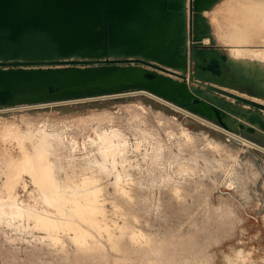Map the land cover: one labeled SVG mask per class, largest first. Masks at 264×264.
<instances>
[{
	"label": "rangeland",
	"instance_id": "374dc122",
	"mask_svg": "<svg viewBox=\"0 0 264 264\" xmlns=\"http://www.w3.org/2000/svg\"><path fill=\"white\" fill-rule=\"evenodd\" d=\"M238 1L202 11L197 47L225 56L216 84L264 103V0ZM173 107L135 93L0 108V264H264V149ZM73 197L94 199L91 220Z\"/></svg>",
	"mask_w": 264,
	"mask_h": 264
},
{
	"label": "water",
	"instance_id": "95a60500",
	"mask_svg": "<svg viewBox=\"0 0 264 264\" xmlns=\"http://www.w3.org/2000/svg\"><path fill=\"white\" fill-rule=\"evenodd\" d=\"M215 1L0 0V108L146 93L264 149L242 107L264 103L216 84L225 56L197 47Z\"/></svg>",
	"mask_w": 264,
	"mask_h": 264
},
{
	"label": "bare ground",
	"instance_id": "6f19581e",
	"mask_svg": "<svg viewBox=\"0 0 264 264\" xmlns=\"http://www.w3.org/2000/svg\"><path fill=\"white\" fill-rule=\"evenodd\" d=\"M236 4H237V8H245V7H249L248 5H251V6H254V7H255L256 5H259V4H256V3L252 2V1H250V0H244V1H240V0H239L238 2H236ZM251 6H250V7H251ZM100 138H101V136H100ZM38 145H39V144H38ZM38 145H37V146H38ZM49 146H50V147H49V149H47V150H48L49 153H50L51 145H49ZM40 148H41V144H40ZM35 149H36V148H35ZM36 150H37V149H36ZM36 150H35V152H36ZM39 150H40V149H39ZM39 150H38V152H39ZM44 151H45V150H44ZM41 153H42V150H41ZM41 153H39V155H41ZM37 155H38V153H37ZM39 155H38V156H39ZM42 155H44V154H42ZM42 155H41V157H43ZM39 157H40V156H39ZM41 157H40V158H41ZM28 160H29V159H28ZM40 160H41V159H40ZM48 161H49V160H48ZM48 161H47V162H48ZM28 162H30V161H26V163H28ZM39 162L41 163V161H39ZM47 162H46V163H47ZM42 163H43V162H42ZM46 163H45V164H46ZM29 164H31V163H29ZM29 164H27L28 167H29V166H32V165H29ZM45 164H43L44 167L46 166ZM52 164H53V163H52ZM52 164H50V165L48 164V167H49V166L52 167V166H53ZM20 165H21V164H20ZM36 165H37V164H36ZM36 165H35V167H36ZM40 165H41V164H40ZM27 166H26V168H28ZM37 167L40 168V166H37ZM41 167H42V166H41ZM30 168H31V167H29L28 169H30ZM39 168L36 169L37 172L35 171V173H34V175H35V174L37 175V176L35 175L37 180L34 179L35 176L33 175V172L31 173V174L33 175V181H34V180L38 181L39 179L42 178V179H43V180L41 179V180H42V183H44L45 185H49V184H51V183L53 182V180L56 179L55 177H54L55 179L52 177V176H54V174L52 175V173H47L48 176H50L49 174L52 175L51 177H52L53 180L50 179V180H51V181H50L49 179H47L48 176L46 175V170H48V169L45 168L46 170L43 171V169H42V170H41V169L39 170ZM53 168H54V167H53ZM18 169H19V168H18ZM31 169H32V168H31ZM34 169H35V168H34ZM51 169H52V168H51ZM51 169H50V170H51ZM52 170H53V169H52ZM31 171H32V170H31ZM31 171H30V172H31ZM33 171H34V170H33ZM44 172H45V173H44ZM48 172H51V171H48ZM38 178H39V179H38ZM41 180H40V181H41ZM40 181H38V182H39V184L42 185V183H40ZM56 181H57V180H56ZM56 181H54L55 184L57 183V184L55 185V189H57V191H58V190L60 191L61 189H60V187H59V185H58V182H56ZM34 182H35V181H34ZM38 182H36V183H38ZM49 182H50V183H49ZM87 183H90V182H87ZM39 184H37V185H39ZM41 185H39V186H41ZM51 185H52V187H53V183H52ZM56 186L59 187V189H58ZM42 187L44 188V186H42ZM46 187H47V189L44 188L45 191H43V192H46V190H48V187H49V190H50V191H52V189H54V188L50 187V185H49V186H46ZM41 189H42V188H41ZM55 189H54V190H55ZM42 190H43V189H42ZM50 191H49V192H50ZM55 191H56V190H55ZM55 191H52V192L55 193ZM59 191H58V192H59ZM61 191H62V190H61ZM49 192H48V193H49ZM52 192H51V193H52ZM58 192H56L57 194H54V196H51V197H52V200H55V199H53V197L55 198L56 195L59 194ZM46 193H47V192H46ZM93 193H94V192H93ZM93 193H92V194H93ZM43 194H44V193H43ZM61 194H63V191L61 192ZM61 194H59L60 197H61ZM46 195H47V194H46ZM50 195H52V194H49L48 197L46 196V197H45V200H46L47 198H48V199H51V197H49ZM59 195H58V196H59ZM62 196H66V195L63 194ZM67 197H68V196H67ZM67 197H66V198H67ZM57 198H59V197H57ZM61 198H64V197H61ZM73 198H74V197H73ZM73 198H72V199H73ZM90 198H92V197H90ZM48 199H47V200H48ZM59 199H60V198H59ZM69 199H70V197H69ZM69 199L67 198V200H69ZM75 199H76V198H74V200H72V201H76V202H78V203L72 202V203H75V204H72V206L70 207V209L72 210L73 215L76 214V213L78 212V210H79L78 213H81V212H82V214H79L80 216H81V215H83V216L85 215V218H86V219L83 217L85 221H86V220H91V217H92V215H93V214H92V213H93V210H95V209L93 208V206H91V204H92L91 202L94 203V199L92 198V200H91V199L89 200V199L87 198L88 202L90 201L89 203H91V204H89L90 206L88 205V202H87V201H86V202H87V205H83V204L81 203L80 200H79V201H80V203H79V201H77V200H75ZM52 200H51V201H52ZM61 200H63V199L55 200V201H56V202L58 201V203H60L59 201H61ZM64 200H65V202L67 201L66 199H64ZM64 200H63V201H64ZM49 201H50V200H49ZM55 201H54V202H55ZM70 201H71V199H70ZM61 202H62V201H61ZM82 202L85 203V201H82ZM63 203H64V202H62V204H63ZM66 203H68V201H67ZM62 204H60V205L63 206V207H66V206H64V205H66L65 203H64L63 205H62ZM68 204H69V203H68ZM54 205H55V206H56V205L59 206V204H56V203H54ZM70 205H71V203H70ZM92 205H93V204H92ZM9 206H10V207L13 206V207L15 208V210H14V208L12 207V208H13L12 211H13V212L15 211V215L18 214V213H21V211H22V210L20 211V210L18 209V207L15 205V203H11ZM58 206H57V208H60V206H59V207H58ZM77 206H78L79 208H77ZM0 207H1V206H0ZM10 207H9V208H10ZM74 207L77 208L78 210L75 209ZM95 207H96V206H95ZM19 208H21V207H19ZM96 208H97V207H96ZM1 209H2V208H1ZM70 209H69V210H70ZM73 209H74V211H73ZM3 210H4V209H3ZM7 210H8V209H6V212L9 211V210H8V211H7ZM61 210L63 211V208H62V209L60 208V211H61ZM75 210H77V212H76ZM12 211H11V209H10V211H9L8 213L12 214V213H13ZM65 211H66V210H65ZM80 211H81V212H80ZM2 212H4V211H2ZM6 212H5V213H6ZM11 212H12V213H11ZM63 212H64V211H63ZM68 212H69V211H68ZM70 212H71V211H70ZM94 212H95V211H94ZM64 214H65V212H64ZM99 214H100V213H99ZM0 215H2V214H0ZM5 215L7 216V213H6ZM8 215H9V214H8ZM13 215H14V213H13ZM31 215H33V214H31ZM36 215H37V214H36ZM68 215H69V214H68ZM79 215H77V216H79ZM39 216H40V215H39ZM75 216H76V215H75ZM95 216H96V215H95ZM42 217H44V216H42ZM81 217H82V216H81ZM69 218H70V216H69ZM74 219H75V218H74ZM37 220H38V219H37ZM44 220L46 221V219H44ZM82 220H83V219H82ZM8 221H9V220H8ZM8 221H7V222H8ZM49 221H50V222L52 221L51 218H50V220L47 219L46 222H44V221L42 220L43 223H42V224L40 223V224H41V227H42L43 224H46L47 226H48V224H49V225L51 226V224L53 225V224H56V223H57L56 221H55L56 223H53L54 221L50 223ZM67 223H69V222L67 221ZM67 223H66V224H67ZM76 223H77V222H76ZM76 223L70 221L69 226H75L74 224H76ZM87 223H88V222H87ZM89 224H90V223H89ZM46 225H45V226H46ZM67 225H68V224H67ZM60 226H61V225H60ZM41 227H39V228H41ZM55 227H56V226H55ZM55 227H54V225H53V227H50V229L55 228ZM34 228H35V227H34ZM36 228H37V227H36ZM45 228H46V227H45ZM46 229H49V227L46 228ZM61 229H62V228H61ZM45 231H46V230H45ZM49 233H50V232H49ZM80 235H81V234H80Z\"/></svg>",
	"mask_w": 264,
	"mask_h": 264
}]
</instances>
